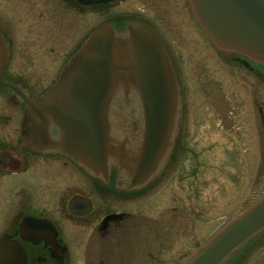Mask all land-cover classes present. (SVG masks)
Wrapping results in <instances>:
<instances>
[{
    "label": "flooded vegetation",
    "instance_id": "af4514ba",
    "mask_svg": "<svg viewBox=\"0 0 264 264\" xmlns=\"http://www.w3.org/2000/svg\"><path fill=\"white\" fill-rule=\"evenodd\" d=\"M135 1H141L143 6L129 8L130 0L91 5L76 0H0V237L8 235L19 241L26 254L25 264H160L162 252L173 247V243L164 240L158 244L156 253L146 251V235L154 237L155 233L147 230L145 217L157 211L162 214V210L172 215L174 207L170 203L175 200V189L180 188L192 200L201 188L196 182L208 180L203 176L205 169L197 176H177L180 127L187 119V136L196 133L193 127L197 128L199 122L194 121L193 114L203 109L196 104L199 98L193 96L192 83L202 86V104L211 106L216 113L230 104L223 83L205 76L201 60L193 68L194 49L188 51L185 43L175 37L178 29L189 27L212 48L218 56L222 79L240 68L264 79L263 67L247 59L248 65H244L235 60L243 58L239 54L219 51L209 42L194 19L188 0ZM65 8L73 17L83 9H90L96 22H92L89 33L82 34L79 27L72 25L66 31ZM104 26L116 43L115 59L118 57L123 66L132 61L139 29H148L157 39L156 48L165 55L164 72L173 74L179 102L169 124L176 130L169 138L170 130L153 171L143 170L150 165L141 159L143 108L134 99L138 93L129 66L117 72V81L122 83L115 89V98L121 96L127 104V97L132 98L137 104L113 105L108 111L105 168L97 169L94 167L97 163L71 152L62 124L41 101L87 37ZM71 30L68 41L61 44L60 57H48L50 35H63ZM188 64L192 67L189 75L183 69ZM232 78L230 87L234 89L239 81ZM233 93L231 110L236 113L234 107L242 98ZM132 108L135 111L129 110ZM217 119L222 116L217 114ZM232 122V127L238 125L236 116ZM228 131L234 141L240 138V131ZM222 135L225 138V132ZM207 139L204 137L202 141L213 143ZM167 146L168 154L163 157ZM206 153L209 152L203 155ZM72 199H75L73 211L69 209ZM24 219L27 224L21 228ZM160 235L167 237L166 227ZM173 261L170 260L171 264H175Z\"/></svg>",
    "mask_w": 264,
    "mask_h": 264
},
{
    "label": "water",
    "instance_id": "95a60500",
    "mask_svg": "<svg viewBox=\"0 0 264 264\" xmlns=\"http://www.w3.org/2000/svg\"><path fill=\"white\" fill-rule=\"evenodd\" d=\"M83 5L112 0H77ZM194 19L208 40L218 50L235 52L246 59L264 65V0H188ZM139 42L132 51L128 65L135 76L139 104L143 108L144 134L141 159L152 171L161 154L172 125L170 116L179 102L173 74L162 66L165 55L156 48L157 39L148 29L140 28ZM115 45L106 27L94 30L77 53L64 66L57 82L41 99L62 124L71 152L104 167L107 119L104 116L112 92H116L117 72L128 68L115 59ZM155 48V50H154ZM244 65L247 60L235 58ZM116 93L114 94V96ZM118 97V96H117ZM117 100L126 107L119 96ZM129 98L127 97V100ZM111 102V101H110ZM105 108V110H104ZM105 118V119H104ZM107 150V148H106ZM147 164V165H148ZM142 171V169H141ZM74 200L69 209L73 211ZM27 224L24 219L21 228ZM264 227V195L251 206L220 227L181 264H219L242 242ZM26 254L17 240L0 237V264H25Z\"/></svg>",
    "mask_w": 264,
    "mask_h": 264
},
{
    "label": "rangeland",
    "instance_id": "374dc122",
    "mask_svg": "<svg viewBox=\"0 0 264 264\" xmlns=\"http://www.w3.org/2000/svg\"><path fill=\"white\" fill-rule=\"evenodd\" d=\"M127 6L138 9L143 6V3L130 0ZM64 15L66 31H68L69 25H72L79 27L82 34L89 33L95 18L90 9H83L73 17L72 12L65 8ZM176 19L178 21L179 17ZM97 21L100 23L102 20L98 17ZM179 31L183 33L179 34ZM63 35H50L51 44L47 52L48 57L52 59L60 57L61 44L63 40L68 41L72 30ZM175 37L185 43L188 51L193 47L195 52L194 69L197 60H201L205 76H213L216 82L223 83L224 95L230 104H227L224 110H220V113H216L214 109L210 108V105L207 107L206 104H202V86H194L192 83L193 96L199 98L196 104L203 109L196 110L193 114L196 118L194 121L199 122L197 128L193 127L196 133L187 136L185 129L187 119L180 127L176 155L177 169L179 170L177 176H197L205 169L206 172L203 173V176L208 180L206 183L196 182L201 188L198 193L192 189V192L195 193L192 200L190 196L184 195L180 188L175 189V200L170 203L174 207L172 215H167L162 210V214H158L159 211L151 212L153 214L151 217H145L147 230L150 229L155 233L154 237L147 233L146 251L151 250L156 253L160 241L166 240L168 243H173V247L169 251L166 249L162 252V256L159 257L160 264H171V259L175 264H181L224 223L252 205L264 194V79H260L261 76L257 78L250 74L245 68L236 69L233 73H228L225 79H222L219 66H217L219 65L218 56L211 47H207V44L198 38L199 36L192 29L189 27L178 29ZM191 68L189 64L183 66L188 75ZM233 76L239 81L234 89L230 87V85L233 86L231 83ZM193 80H196L195 76ZM202 84L204 85V82ZM233 92H237L235 95L242 98L237 107H234L236 113L231 110L234 106V104L232 106L233 100L231 99ZM247 95H250V99L247 98ZM217 114L222 116L221 120L217 119ZM115 115L122 119L120 113ZM235 116L238 125L232 127V118ZM222 120L225 122L224 125ZM175 130L172 128L169 138L174 136ZM228 130L236 131V133L240 131V138L234 141L227 135L230 133ZM224 132L225 138L222 135ZM204 137L213 143L202 141ZM169 148L168 146L165 148L163 157L168 154ZM205 152L209 153L203 155ZM183 185L185 187V184ZM164 227L167 229V237L160 235ZM262 240L258 243L252 241L251 244V240H249L220 264H264V238ZM247 245L251 250L241 253L240 250Z\"/></svg>",
    "mask_w": 264,
    "mask_h": 264
},
{
    "label": "bare ground",
    "instance_id": "6f19581e",
    "mask_svg": "<svg viewBox=\"0 0 264 264\" xmlns=\"http://www.w3.org/2000/svg\"><path fill=\"white\" fill-rule=\"evenodd\" d=\"M116 92H112L111 93V98H110V100H109V103H107V106H106V111H105V113H104V116H105V118L107 119V117H109V115H108V111L113 107V103H115V104H119V105H121V103H119L117 100L115 101V100H112L115 96H114V94H115ZM111 101V102H110ZM137 104V101L136 102H134V100L132 99V98H129L128 99V107H130V106H133V105H136ZM104 110H105V108H104ZM129 110H131V111H135L133 108L132 109H129ZM104 118V119H105ZM125 118H126V116L123 118V122H124V120H125ZM172 119V115L170 116V120ZM107 121H108V119H107ZM112 121H113V119H112ZM107 126H108V123H107ZM122 136V135H121ZM105 144H106V146H107V144H108V142H106L105 141ZM106 146H104V151H105V154H106V152H107V150H106ZM160 159V158H159ZM90 164V163H89ZM93 165V164H92ZM91 165V166H92ZM95 168H97V169H101V166L99 165V164H96L95 166H94Z\"/></svg>",
    "mask_w": 264,
    "mask_h": 264
}]
</instances>
